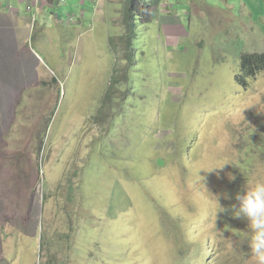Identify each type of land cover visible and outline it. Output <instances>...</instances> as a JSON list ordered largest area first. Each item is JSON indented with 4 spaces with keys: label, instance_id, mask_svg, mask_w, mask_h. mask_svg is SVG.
I'll list each match as a JSON object with an SVG mask.
<instances>
[{
    "label": "rangeland",
    "instance_id": "obj_1",
    "mask_svg": "<svg viewBox=\"0 0 264 264\" xmlns=\"http://www.w3.org/2000/svg\"><path fill=\"white\" fill-rule=\"evenodd\" d=\"M126 2L85 38L33 18L48 72L0 74V264H255L227 182L246 157L243 188L264 179V70L236 80L241 54H264V0H160L129 60Z\"/></svg>",
    "mask_w": 264,
    "mask_h": 264
},
{
    "label": "crops",
    "instance_id": "obj_2",
    "mask_svg": "<svg viewBox=\"0 0 264 264\" xmlns=\"http://www.w3.org/2000/svg\"><path fill=\"white\" fill-rule=\"evenodd\" d=\"M66 1L72 3V0ZM77 2H83L84 6L88 7V9H85L86 13L90 11V15L85 20L93 23H90L87 27L93 28L94 25H97L96 23L101 21V24H104L101 32L107 34L109 31L108 23L111 21V9L114 6L112 2L114 0H76L75 3ZM105 4H107L108 9L106 8V11H102V9L105 10ZM111 4L112 7L110 9ZM62 6L59 0H6L5 2H0V74H8L11 83L19 84L16 75L26 74L28 80H31V75L33 74H38L42 71L48 72L37 66L39 60L34 57L28 44L30 37L35 36L30 31V24H32L33 18L39 33L43 32L45 34V32H48L51 36L61 34L63 36L61 38H64V35L70 32L74 38L79 39L89 37L90 33L93 32L91 29H85L87 27L81 24L83 20L80 18L70 23L67 20H62L60 18ZM37 39H39V35ZM63 50L60 53L61 67H64L65 56ZM115 68V65L110 68L112 75L106 76L105 84H112L110 80H113L114 73L118 72V69ZM59 72H62L61 69ZM50 73L53 74L52 79L59 77L54 69H51ZM94 79L96 78H93L92 81ZM57 83L58 79L54 81L55 85H58ZM112 86L118 87L119 81L113 80ZM106 95H108L107 91H102L99 105L103 103Z\"/></svg>",
    "mask_w": 264,
    "mask_h": 264
},
{
    "label": "trees",
    "instance_id": "obj_3",
    "mask_svg": "<svg viewBox=\"0 0 264 264\" xmlns=\"http://www.w3.org/2000/svg\"><path fill=\"white\" fill-rule=\"evenodd\" d=\"M148 1L150 3L148 4ZM160 0H127L126 7L124 10V23L126 24V33L120 38L122 40L124 55L129 60V54L126 53L125 50H130L132 39L135 37V26H137V19L142 20L146 19L149 14L155 10V6L158 5ZM146 10V12H145ZM125 39V41H124ZM124 41V42H123ZM264 70V54L258 53H243L240 58V73L236 76V80L239 84L244 85L246 79L249 77H253L257 74L258 71ZM116 73L112 77L114 81L117 80ZM118 80H121V78ZM108 94V92H107ZM105 100L108 96H105ZM49 119V118H48ZM243 145L245 143L243 142ZM245 153L250 154V156L254 155L255 152L260 151V149H244ZM159 162H163L162 158H158ZM248 157L244 158L242 161L244 164H239L238 167H235L234 177L235 179H231L227 184H232V191L230 190L231 186H229V195L234 200V205H237V201L235 200V195L237 192L243 189L241 183L247 181L246 171L248 170L249 165L247 164ZM44 187V185H43ZM45 245H41L43 247Z\"/></svg>",
    "mask_w": 264,
    "mask_h": 264
},
{
    "label": "clouds",
    "instance_id": "obj_4",
    "mask_svg": "<svg viewBox=\"0 0 264 264\" xmlns=\"http://www.w3.org/2000/svg\"><path fill=\"white\" fill-rule=\"evenodd\" d=\"M228 163H223L219 167ZM235 179V177H230ZM237 205H233L235 217L243 218L247 221L248 243L250 254L255 264H264V179H257L236 193ZM220 211H224L220 207ZM216 212V213H217Z\"/></svg>",
    "mask_w": 264,
    "mask_h": 264
},
{
    "label": "built area",
    "instance_id": "obj_5",
    "mask_svg": "<svg viewBox=\"0 0 264 264\" xmlns=\"http://www.w3.org/2000/svg\"><path fill=\"white\" fill-rule=\"evenodd\" d=\"M71 21H73V19H72V17L70 16V18L67 20V22H71Z\"/></svg>",
    "mask_w": 264,
    "mask_h": 264
}]
</instances>
